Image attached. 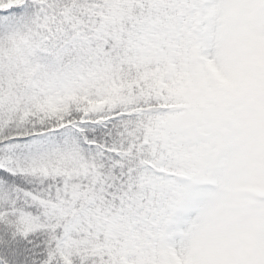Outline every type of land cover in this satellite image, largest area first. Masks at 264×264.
Here are the masks:
<instances>
[{
  "label": "snow or ice",
  "instance_id": "1",
  "mask_svg": "<svg viewBox=\"0 0 264 264\" xmlns=\"http://www.w3.org/2000/svg\"><path fill=\"white\" fill-rule=\"evenodd\" d=\"M0 264H264V0H0Z\"/></svg>",
  "mask_w": 264,
  "mask_h": 264
}]
</instances>
